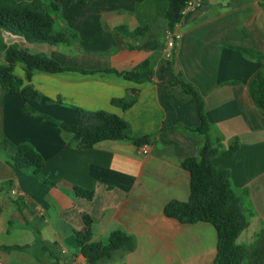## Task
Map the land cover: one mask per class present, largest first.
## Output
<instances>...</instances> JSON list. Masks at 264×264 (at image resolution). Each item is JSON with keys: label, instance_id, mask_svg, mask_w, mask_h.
I'll return each instance as SVG.
<instances>
[{"label": "crops", "instance_id": "0c3cea01", "mask_svg": "<svg viewBox=\"0 0 264 264\" xmlns=\"http://www.w3.org/2000/svg\"><path fill=\"white\" fill-rule=\"evenodd\" d=\"M167 9L166 0L63 6L54 28L71 39L67 45H49L54 50L48 55L62 67L96 73L35 71L30 83L41 95L34 107L38 113L68 125L77 124L79 111L120 116L133 137H150L144 144L147 154L126 141L68 148L55 124L26 116L24 102L0 89V141L30 144L44 161L42 176L56 183L45 187L31 171L16 172L9 160L13 149L0 146L6 155L0 157V264H88L74 237L83 229V215L92 220V243L106 244L112 232L122 231L136 244L134 251L99 264H213L216 242L206 246L207 224L182 225L162 213L170 201L188 200L189 173L180 164L198 157L204 143L195 132L197 104L173 86L172 75L203 100L209 137L219 139L224 149L235 138L239 143L233 157H217L213 165L230 172L234 192L246 191L256 211L250 220L259 219L263 226L247 236L251 241L245 245L264 228V112L250 96L264 64V0H205L183 19L180 42L168 61L161 57ZM239 33L246 42H239ZM3 38L6 45L25 44L6 34ZM31 45L24 46L30 50ZM230 47L251 50L261 62ZM142 62L150 64L149 82L136 84L103 72H130ZM14 73L23 78V67L16 65ZM131 91L137 96L132 107L122 111L111 105ZM74 187L91 192V200L77 197ZM192 229L191 245L185 238Z\"/></svg>", "mask_w": 264, "mask_h": 264}, {"label": "trees", "instance_id": "16d2710c", "mask_svg": "<svg viewBox=\"0 0 264 264\" xmlns=\"http://www.w3.org/2000/svg\"><path fill=\"white\" fill-rule=\"evenodd\" d=\"M91 0H57L45 3L41 0H0V53L4 54V63L0 64V89L17 96L24 102L22 112L43 123H54L58 126L68 148L88 150L104 141L131 142L142 146L148 143L150 137L135 138L127 123L120 117L105 111H79L77 124L68 125L57 122L47 115L38 113L34 107L38 105L41 95L31 86L35 71L56 74L66 71H76L82 74H93L96 71H84L77 68L62 67L57 61L43 54H34L25 44H48L50 46L67 45L71 35L57 32L54 28L55 18L60 9L65 6L84 8ZM141 2L142 0H134ZM167 29L172 30L180 21V11L187 0H166ZM118 31L124 32L119 29ZM141 33L136 30L135 34ZM20 38L25 44L6 45L4 35ZM229 50L261 62L257 53L230 47ZM23 67V78L14 73L16 65ZM113 73L128 82L141 84L149 82L152 72L149 62H142L130 72ZM173 86H180L184 97L193 98L197 104L200 125L195 132L204 138V143L198 157L188 158L181 162V167L189 173V198L186 202L170 201L162 210L164 217L175 220L182 225L204 223L210 225L216 235V248L213 264H264V228L255 234L249 245L238 244V238L247 229L248 222L242 205L246 196L243 190L234 192L228 170L216 169L213 160L217 157L231 158L239 147L237 139L224 149L219 139L209 137L210 124L204 115V103L194 88L186 83L178 82L172 75ZM250 96L255 104L264 112V64L256 79L250 86ZM135 92L126 97L114 99L111 105L126 111L136 101ZM3 150L13 149L14 155L9 158L16 172L31 171L34 178L45 187H54L55 182L47 181L41 174L44 167L42 157L28 143L11 145L7 140H1ZM74 193L79 198L91 200L92 193L74 187ZM83 229L74 232L76 245L81 256L88 264H99L110 260L116 253H129L135 249L134 239L122 231L112 232L106 244L91 242L90 217L83 215Z\"/></svg>", "mask_w": 264, "mask_h": 264}, {"label": "rangeland", "instance_id": "374dc122", "mask_svg": "<svg viewBox=\"0 0 264 264\" xmlns=\"http://www.w3.org/2000/svg\"><path fill=\"white\" fill-rule=\"evenodd\" d=\"M18 1H28V0H18ZM41 1H43V2H45V3H49V2H51L52 0H41ZM251 13H252V10H251V8H249L248 9V11H247V13L245 14V19L247 18V17H249L250 15H251ZM56 30H58V29H56ZM240 34V37L238 38L240 41L239 42H246V40H245V38L242 36V34L241 33H239ZM29 48H31L29 51L31 52V53H34V54H43V55H46V56H49L48 55V53H49V50H51V51H53L54 49H53V47L51 48L48 44H35V45H31V47L30 46H28ZM240 54V53H239ZM242 57H244V58H247V59H252V58H250V57H248V56H246L245 54L243 55V54H240ZM1 56H3L2 55V53H0V59H2L1 58ZM50 58H52L53 60H55V56H49ZM254 60V59H253ZM56 61V60H55ZM256 61V60H255ZM47 105H49V104H47ZM43 123V122H42ZM54 124V123H53ZM56 125V124H55ZM56 128L59 130V128H58V126H56ZM63 137H64V135H63ZM222 148H223V146H222ZM2 149V148H1ZM3 153V152H2ZM2 153H0V157L1 158H3V156H4V158H6V155L5 154H2ZM236 192V191H235ZM236 193H238V192H236ZM242 205H243V209H244V214L246 215V219H247V222H248V224H249V229L247 230V233H244V234H242L241 236H240V238H238V241H237V243L238 244H244L245 245V243H249L250 241H251V239L249 238L248 239V237L247 236H249V235H251L252 233H253V231L257 228V227H259V226H262V224H261V222L259 221V219H251L250 220V218L252 217L253 218V216L254 215H256L255 213H256V211H254V207L250 204V202H249V200L248 199H246L245 197H243V199H242ZM251 215H253V216H251ZM205 226H207V228H208V230H209V235L207 236V235H204L205 236V239H206V246H215V242H216V237H215V232H214V229L210 226V225H205ZM263 227V226H262ZM261 227V229H263ZM261 229H259L258 230V232L261 230ZM196 230V229H195ZM195 230H189L190 231V233L188 234V236H186V238H185V242L187 241V240H189L191 243V245H192V242H193V235H195L194 234V231ZM199 232H197V235H200V234H202V231L201 230H198ZM192 237V238H191ZM199 237V236H198ZM187 243H188V241H187ZM189 258V257H188ZM183 260H184V262L186 263L189 259H187V258H182Z\"/></svg>", "mask_w": 264, "mask_h": 264}, {"label": "built area", "instance_id": "2783aa9c", "mask_svg": "<svg viewBox=\"0 0 264 264\" xmlns=\"http://www.w3.org/2000/svg\"><path fill=\"white\" fill-rule=\"evenodd\" d=\"M204 2L205 0H187L184 3L180 11V16H181L180 21L173 27L172 30L169 29L166 30L164 36V45L161 50L162 59L168 61L173 57L174 52L181 39V33L179 31L180 24L187 15L200 9ZM142 153L143 154L148 153V148L144 145H142Z\"/></svg>", "mask_w": 264, "mask_h": 264}]
</instances>
